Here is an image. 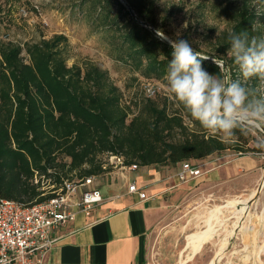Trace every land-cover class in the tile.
<instances>
[{
    "label": "trees",
    "instance_id": "obj_1",
    "mask_svg": "<svg viewBox=\"0 0 264 264\" xmlns=\"http://www.w3.org/2000/svg\"><path fill=\"white\" fill-rule=\"evenodd\" d=\"M91 30L107 32L116 57L142 76L167 81L172 48L131 15L120 0H86ZM137 19L156 30L185 6L169 7L158 20L157 0H125ZM264 0H206L196 6L224 19L221 29L203 34L202 55L220 57L225 68L203 62L212 74L240 80L264 96V80H244L228 55L230 32L264 36ZM82 13V12H81ZM85 14V13H84ZM111 35V36H110ZM64 33L24 42L0 43V198L31 205L53 194L65 179L105 172L103 155H119L126 164H176L226 149L260 151L252 134L226 141L203 129L173 94L157 99L136 93L124 101L109 73L89 58L68 64ZM35 176L38 181L35 182ZM42 176V177H41ZM49 180V183L46 181ZM45 180V181H44ZM53 184L54 188L44 186ZM44 187V188H43Z\"/></svg>",
    "mask_w": 264,
    "mask_h": 264
},
{
    "label": "rangeland",
    "instance_id": "obj_2",
    "mask_svg": "<svg viewBox=\"0 0 264 264\" xmlns=\"http://www.w3.org/2000/svg\"><path fill=\"white\" fill-rule=\"evenodd\" d=\"M202 1L206 0H157L158 20L169 7L185 6L184 12L172 15L160 31L171 39L187 38L192 45L206 48L201 36L207 34L211 27L221 29L224 19L208 10L199 16L195 8ZM88 5L86 0H0V43L37 40L41 36L47 38L64 31L70 44L71 57L68 64L80 63L83 58L95 61L108 71L112 82L122 91L124 101H129L135 93L139 96L147 93L148 88L156 90L157 99L163 97L164 92L168 96L172 95L167 81L146 78L134 71L128 61L119 60L115 49L106 40L109 35L107 32L101 29L92 34L86 32L90 28L85 11ZM252 135L250 146H256V134ZM218 136L222 138L221 135ZM222 153L233 157L255 156L264 167L262 150L235 152L226 149L217 155ZM105 159L109 164L115 163L109 155H103V160ZM225 162L227 161L224 160L223 163ZM202 165L204 173L206 170ZM110 167L111 165L109 169L116 172L121 171L119 168ZM262 172L263 177L264 170ZM130 174L132 176L133 172ZM95 178L100 188L105 189V178L101 175H96ZM46 181L49 183L48 179ZM51 185L44 187L51 188ZM256 188L257 184H254L252 189L255 191ZM217 191V194L222 192L218 189L202 188L198 194H189L166 206L162 220L152 228L146 242L148 264H180L181 260L183 264H209L210 261L213 264H264V216L261 214L264 209V184L245 215L234 213L237 206H224L228 200L244 198L250 191L226 192L223 197L216 195ZM215 206L222 209L216 217L209 219L212 223L210 226L207 221ZM204 230L206 233L212 230L214 233L206 237L212 238L196 254H190L192 248L187 247L188 235L196 231L203 234Z\"/></svg>",
    "mask_w": 264,
    "mask_h": 264
},
{
    "label": "crops",
    "instance_id": "obj_3",
    "mask_svg": "<svg viewBox=\"0 0 264 264\" xmlns=\"http://www.w3.org/2000/svg\"><path fill=\"white\" fill-rule=\"evenodd\" d=\"M86 32L92 34L94 30L89 28ZM224 160L227 162L223 163ZM193 163L203 164L206 171L185 182L177 177L181 162L139 166L136 170L124 171L123 175L112 169L99 174L105 178V189L100 188L96 178L94 182L102 192L103 201L89 215L78 212L58 232V240L48 254L51 264H148L149 233L162 220L170 202L196 195L202 188L221 190L220 194L216 192L220 197L226 192H251L264 170L259 159L250 155L233 157L213 153ZM130 182H135L147 197L141 199L137 194L128 193ZM209 239H204L197 251L190 254L200 251Z\"/></svg>",
    "mask_w": 264,
    "mask_h": 264
},
{
    "label": "clouds",
    "instance_id": "obj_4",
    "mask_svg": "<svg viewBox=\"0 0 264 264\" xmlns=\"http://www.w3.org/2000/svg\"><path fill=\"white\" fill-rule=\"evenodd\" d=\"M156 35L172 48L166 80L175 100L211 134H219L226 141L234 140L238 134H256V148L264 151V96L240 80L229 81L204 68L206 60L222 68L220 57L204 56L188 40L171 39L160 30ZM228 39V55L244 80H264V36L250 37L247 31H233Z\"/></svg>",
    "mask_w": 264,
    "mask_h": 264
},
{
    "label": "built area",
    "instance_id": "obj_5",
    "mask_svg": "<svg viewBox=\"0 0 264 264\" xmlns=\"http://www.w3.org/2000/svg\"><path fill=\"white\" fill-rule=\"evenodd\" d=\"M146 91L147 96L156 93L151 88ZM108 155L115 163L109 164L105 159L103 167L107 170L111 165L110 168H119L123 175L124 171L139 168L136 163L126 164L122 156ZM202 173L201 164L184 160L177 177L185 182ZM94 180L95 176L89 175L65 179L56 188L52 184L54 189L48 192L53 195L31 205L0 198V264H51L48 254L58 240V232L72 222L78 212L89 215L103 201ZM37 181L38 176H35ZM127 191L141 199L147 197L135 182L128 183Z\"/></svg>",
    "mask_w": 264,
    "mask_h": 264
},
{
    "label": "bare ground",
    "instance_id": "obj_6",
    "mask_svg": "<svg viewBox=\"0 0 264 264\" xmlns=\"http://www.w3.org/2000/svg\"><path fill=\"white\" fill-rule=\"evenodd\" d=\"M261 182H262V186H263V184H264V176L262 177ZM255 193H256V190L255 191L253 190V192H251L249 195H247L244 198H233L231 200H228L227 204L224 207H236L237 206V208L235 209L234 213H239V214L245 215L247 210H248V208H249V206H250L249 205V200L254 196ZM221 209L222 208H220L219 206H215L211 210V215L209 216L208 221H207L208 225H210V226L212 225V223L210 222L209 219H211L213 216L216 217V215L218 213H220ZM261 214H263V216H264V209L261 212ZM206 230H207V228H206ZM206 230L203 231L204 232L203 234H200L199 231H196L195 233L188 235L187 247H189V248L191 247L192 248L191 249V253L197 251V249L200 247L201 242L204 239H206V237H208V236L212 235V233H214L212 230H210L209 232L206 233ZM231 232H233V231H231ZM180 264H183V260L180 261Z\"/></svg>",
    "mask_w": 264,
    "mask_h": 264
},
{
    "label": "water",
    "instance_id": "obj_7",
    "mask_svg": "<svg viewBox=\"0 0 264 264\" xmlns=\"http://www.w3.org/2000/svg\"><path fill=\"white\" fill-rule=\"evenodd\" d=\"M120 1H121L124 5L127 6L129 12L131 13V15H132L133 17H135L136 21H138V22H139L140 24H142L143 26L148 27L151 31H153V32L156 34V29H154L152 26H150L147 22H144V21H142V20L136 18V16H135L133 10L127 5V3H126L125 0H120ZM159 38H160V37H159ZM223 67L225 68L224 63H223ZM224 78H227V76L225 75ZM261 189H262V182L259 183V184L257 185L256 193H255L254 196L249 200V205H250V206L252 205V203H254V200H255V198L257 197L258 193L261 191ZM250 206H249V207H250ZM248 210H249V209H248ZM233 233H234V232H233ZM233 233H232V234H233ZM231 238H232V236H231Z\"/></svg>",
    "mask_w": 264,
    "mask_h": 264
}]
</instances>
